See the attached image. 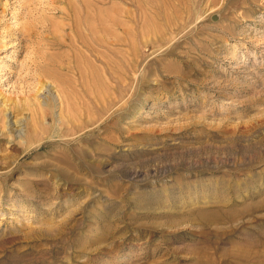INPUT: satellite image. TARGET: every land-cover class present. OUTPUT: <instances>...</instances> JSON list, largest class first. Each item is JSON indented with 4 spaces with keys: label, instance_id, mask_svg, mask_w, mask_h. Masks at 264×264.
Returning <instances> with one entry per match:
<instances>
[{
    "label": "rangeland",
    "instance_id": "rangeland-1",
    "mask_svg": "<svg viewBox=\"0 0 264 264\" xmlns=\"http://www.w3.org/2000/svg\"><path fill=\"white\" fill-rule=\"evenodd\" d=\"M0 99V255L264 264V0H0Z\"/></svg>",
    "mask_w": 264,
    "mask_h": 264
},
{
    "label": "bare ground",
    "instance_id": "bare-ground-1",
    "mask_svg": "<svg viewBox=\"0 0 264 264\" xmlns=\"http://www.w3.org/2000/svg\"><path fill=\"white\" fill-rule=\"evenodd\" d=\"M46 85H47V83H44V87H47ZM43 92H44V90H43ZM12 106H13V104H12ZM12 106H11V103H9L7 100H1L0 99V127L2 128V135H4V136L6 135L7 131H11V132L14 131L15 133L16 132H18V133H21L22 132V129L19 128V127L21 126L23 117H20V116L19 117L18 116H12L11 117V112H14L15 113V111H13V109L15 110V108L12 107ZM41 113H43V112L41 111ZM13 115H15V114H13ZM42 118H43V116H42ZM26 143L27 142H25V144ZM27 144H29V143H27ZM260 233H261L260 235L262 236V239H260V240H255L254 239V241H249L248 240L247 243H249L250 246H253L254 244L255 245H258L259 243L264 245V232H260ZM245 249L250 250L249 247H244V248L239 247L238 248L239 252L237 253V255L239 257H241V258L252 259L251 258L252 257L251 254L252 253H248V251H246ZM255 254L260 255L259 252H256ZM260 256L263 257L262 263H264V254H262ZM16 262H18V261L15 260L14 259V256L11 255V254L10 255H0V264H17Z\"/></svg>",
    "mask_w": 264,
    "mask_h": 264
}]
</instances>
